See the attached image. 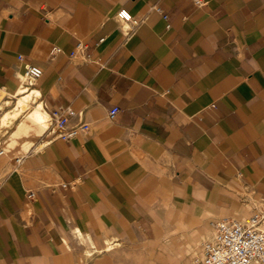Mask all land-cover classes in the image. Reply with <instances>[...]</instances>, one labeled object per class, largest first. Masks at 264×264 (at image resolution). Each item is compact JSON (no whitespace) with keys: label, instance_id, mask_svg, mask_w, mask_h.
<instances>
[{"label":"crops","instance_id":"1","mask_svg":"<svg viewBox=\"0 0 264 264\" xmlns=\"http://www.w3.org/2000/svg\"><path fill=\"white\" fill-rule=\"evenodd\" d=\"M200 1L0 0V264H186L264 215V0Z\"/></svg>","mask_w":264,"mask_h":264},{"label":"built area","instance_id":"2","mask_svg":"<svg viewBox=\"0 0 264 264\" xmlns=\"http://www.w3.org/2000/svg\"><path fill=\"white\" fill-rule=\"evenodd\" d=\"M194 1L197 4L201 2L200 0ZM153 8L161 11L159 6H154ZM116 16L131 29L137 27L142 21L141 18L134 17L125 8H119ZM41 74L42 69L37 65H26L24 68V75L30 80L38 78ZM118 109V106H112L108 112L109 117H114ZM71 114H73V110L68 106H59L49 112L50 119L54 121L57 135L65 140L78 135L88 128L86 122L66 126L67 118ZM263 217L264 215L258 212L243 221L234 218L217 220L213 238L204 242L203 255L194 259L193 264L264 263V229L260 227Z\"/></svg>","mask_w":264,"mask_h":264},{"label":"rangeland","instance_id":"3","mask_svg":"<svg viewBox=\"0 0 264 264\" xmlns=\"http://www.w3.org/2000/svg\"><path fill=\"white\" fill-rule=\"evenodd\" d=\"M19 105H20V107H21V104L19 103ZM24 107H25V105H24ZM246 220V219H245ZM211 235H209L208 237H201L200 238V244H199V247H201V254L199 255V256H195L196 258H199V257H201L202 255H203V244H204V242H206V241H208V240H211L212 238H213V236H214V234H215V229H213V228H211ZM168 237L169 236H171V235H173V232H171V231H168V233L166 234ZM194 237V232L192 231V230H187V231H185L184 233H183V241H186V240H189V239H192ZM167 242L169 243V239L167 240ZM202 242V243H201ZM168 243H167V245H168ZM158 250H159V248H157V247H151V249L149 250V252H151V253H153L152 255H156L157 254V252H158ZM164 256H167V255H169L166 251H164L163 253H162ZM150 256V255H149ZM194 255L192 254L189 258H188V260L186 261V264H193V261H194V258L195 257H193ZM195 258V259H196ZM136 262H140V260H136Z\"/></svg>","mask_w":264,"mask_h":264},{"label":"bare ground","instance_id":"4","mask_svg":"<svg viewBox=\"0 0 264 264\" xmlns=\"http://www.w3.org/2000/svg\"><path fill=\"white\" fill-rule=\"evenodd\" d=\"M32 115L35 116L38 120H41V118H42V115L39 112H37V111H35Z\"/></svg>","mask_w":264,"mask_h":264}]
</instances>
